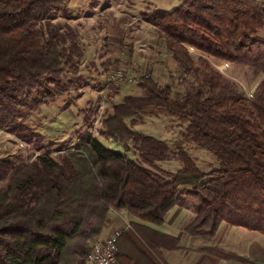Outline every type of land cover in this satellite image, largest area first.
I'll use <instances>...</instances> for the list:
<instances>
[{
  "label": "trees",
  "instance_id": "16d2710c",
  "mask_svg": "<svg viewBox=\"0 0 264 264\" xmlns=\"http://www.w3.org/2000/svg\"><path fill=\"white\" fill-rule=\"evenodd\" d=\"M66 1L0 0V129L38 147L43 135L29 125L30 114L70 92L67 82L72 75L80 80L85 56L78 28L53 20ZM148 18L195 84L180 92L151 74L143 77L140 93L114 104L99 129L123 144L122 151L88 134L56 155L48 151L30 162L0 158V264H84L89 242L112 221L111 209L162 225L188 198L196 214L180 227L192 240L210 241L223 222L264 234V77L248 96L207 57L188 50L264 75V4L181 0ZM156 115L186 123L185 135L218 166L202 170L182 145L175 155L181 168L161 166L171 158V145L134 129ZM119 239L122 264H169L162 249L181 248L179 238L135 220ZM197 250L206 254L200 264H209L207 255L264 264L217 246Z\"/></svg>",
  "mask_w": 264,
  "mask_h": 264
},
{
  "label": "rangeland",
  "instance_id": "374dc122",
  "mask_svg": "<svg viewBox=\"0 0 264 264\" xmlns=\"http://www.w3.org/2000/svg\"><path fill=\"white\" fill-rule=\"evenodd\" d=\"M259 1L264 4V0ZM180 2L181 0H67L55 11L53 20L67 21L80 32L81 44L85 47L79 71L80 80H76L77 76L70 73L73 76L72 83L67 80L70 92L58 97L55 102L43 104L40 111L30 114L29 125L43 135L42 147H38L34 141L22 140L12 129H0V158L30 162L37 155L48 151L56 155L72 148L78 143L80 136L88 134L94 135L110 148L124 150L123 144L99 133L103 119L112 112L114 104L122 102L126 95L140 93L138 83L127 79L114 83V73L118 69L123 70L127 76L135 72L151 74L160 83L169 84L180 92H185L195 84L193 77L183 74L182 64L172 57L156 25L148 18L153 12L171 10ZM188 50L194 58L201 55L207 57L214 68L248 96L253 94L264 77L248 65L220 60L192 46H188ZM186 78L187 81H184ZM86 117H89L91 126L85 122ZM186 126V123H181L177 118L156 115L146 116L144 122L134 126V129L168 141L172 154L169 160L160 162L164 168L172 171L181 168L182 164L175 157L179 145L195 158L202 170L217 167L215 156L207 149L196 146L185 135ZM128 155L137 158L134 151ZM187 200L193 202L192 198ZM111 210L114 214L122 215L123 212L114 208ZM127 217L132 218L131 215ZM126 219L114 230L109 229V225L103 228L99 236L89 242V248L97 240L111 237L117 230L123 233L130 223ZM233 228L227 222L221 224L210 241L197 239L199 243L196 248L208 245L232 252L247 249L248 235L245 234L248 232L238 227ZM189 244L186 249L190 251L195 245L190 241ZM118 248L120 250L119 244ZM239 263L232 260V264Z\"/></svg>",
  "mask_w": 264,
  "mask_h": 264
},
{
  "label": "crops",
  "instance_id": "0c3cea01",
  "mask_svg": "<svg viewBox=\"0 0 264 264\" xmlns=\"http://www.w3.org/2000/svg\"><path fill=\"white\" fill-rule=\"evenodd\" d=\"M195 214L196 211H195L194 203L187 200L183 204H177L176 206H174L167 214L165 222L162 225L147 223L141 220H137L133 217L128 218L127 216L129 214L127 215L126 211H123L122 215L111 213L112 221L109 224L108 228L111 230L116 229L119 225H122V223H124L123 219L126 218H127L126 220L129 219L130 221L135 220L137 222L144 223L147 226H150L154 229H157L159 231H162L164 233H167L171 236H175L180 239L181 241L180 249L178 250L162 249V254L164 258L169 262V264H200L201 261L206 256V254L197 250L196 245L199 243V241L198 240L192 241L191 237L186 235L180 227L183 221H185L187 218L194 216ZM232 226L234 227L233 229H236L235 227H238V229H244L248 233H251V234L248 233L245 234L248 235L247 238L248 240H246V243L248 245L247 249L245 250L240 249V251H236V252L253 259L264 261V234L253 230L251 231L247 230V228L245 229V227L242 226H236V225L235 226L232 225ZM189 241L191 244L195 245L190 251L186 249V247L190 246ZM207 257L209 259V264H232V260H227L218 256L207 255Z\"/></svg>",
  "mask_w": 264,
  "mask_h": 264
},
{
  "label": "built area",
  "instance_id": "2783aa9c",
  "mask_svg": "<svg viewBox=\"0 0 264 264\" xmlns=\"http://www.w3.org/2000/svg\"><path fill=\"white\" fill-rule=\"evenodd\" d=\"M148 73L135 72L132 75H125L123 70L118 69L114 73V83L127 79L134 83H138L143 77H147ZM122 234L121 230L114 232L107 239H100L94 242L86 255V264H122L119 260L118 240Z\"/></svg>",
  "mask_w": 264,
  "mask_h": 264
}]
</instances>
